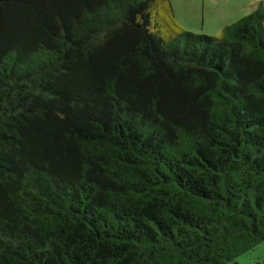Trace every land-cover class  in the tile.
Wrapping results in <instances>:
<instances>
[{
	"label": "trees",
	"instance_id": "obj_1",
	"mask_svg": "<svg viewBox=\"0 0 264 264\" xmlns=\"http://www.w3.org/2000/svg\"><path fill=\"white\" fill-rule=\"evenodd\" d=\"M263 239L264 6L208 35L169 0H0V264H238Z\"/></svg>",
	"mask_w": 264,
	"mask_h": 264
},
{
	"label": "rangeland",
	"instance_id": "obj_2",
	"mask_svg": "<svg viewBox=\"0 0 264 264\" xmlns=\"http://www.w3.org/2000/svg\"><path fill=\"white\" fill-rule=\"evenodd\" d=\"M174 21L185 30L218 34L221 28L253 11L264 0H169ZM264 260V239L235 258L238 264Z\"/></svg>",
	"mask_w": 264,
	"mask_h": 264
}]
</instances>
